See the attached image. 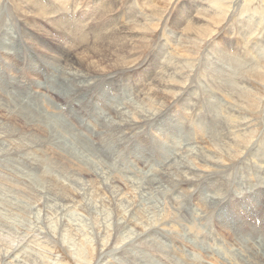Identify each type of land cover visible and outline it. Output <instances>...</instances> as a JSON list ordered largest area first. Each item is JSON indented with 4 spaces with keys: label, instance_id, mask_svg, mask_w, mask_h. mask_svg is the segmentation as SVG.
Wrapping results in <instances>:
<instances>
[{
    "label": "rangeland",
    "instance_id": "374dc122",
    "mask_svg": "<svg viewBox=\"0 0 264 264\" xmlns=\"http://www.w3.org/2000/svg\"><path fill=\"white\" fill-rule=\"evenodd\" d=\"M50 2L0 0V264H264V0Z\"/></svg>",
    "mask_w": 264,
    "mask_h": 264
},
{
    "label": "bare ground",
    "instance_id": "6f19581e",
    "mask_svg": "<svg viewBox=\"0 0 264 264\" xmlns=\"http://www.w3.org/2000/svg\"><path fill=\"white\" fill-rule=\"evenodd\" d=\"M59 1V0H58ZM202 1V0H201ZM51 3V2H50ZM60 3H61V0H60ZM52 4L53 3H51L50 4V6H47V9H49V12H52V10H53V8H52ZM242 4V3H241ZM54 5V7H56L55 9H59L60 11L61 10H64V8L66 7V6H64V4H63V0H62V6L60 7V6H56V4H53ZM105 5V4H104ZM21 6V5H20ZM247 6V5H246ZM104 7V6H103ZM204 9V8H203ZM1 10V9H0ZM14 11V10H13ZM21 11V10H20ZM75 11V10H74ZM10 12V11H9ZM23 13V12H22ZM55 13V12H54ZM59 13V12H58ZM68 13V12H67ZM49 14H51V13H49ZM62 15L64 16L63 18L65 19V18H67L64 14H63V12H62ZM62 15H60L61 16V18H62ZM67 15V14H66ZM54 16H56V14L54 15ZM59 15H58V17L57 18H59L60 17ZM72 17V16H71ZM74 17V16H73ZM60 18V19H61ZM18 19V18H17ZM23 19H24V17H23ZM68 19V18H67ZM21 21H22V19H20ZM66 20V19H65ZM20 21V22H21ZM59 22H60V20H59ZM22 23H23V21H22ZM21 23V24H22ZM94 23H95V21H94ZM24 24V23H23ZM76 23H74V22H71V23H67V24H65L66 26L67 25H71V26H74ZM60 25V24H59ZM61 25L63 26V27H65V25H64V23H61ZM79 26V25H78ZM56 27V26H55ZM70 29V28H69ZM76 29V28H75ZM78 31H80V32H82V29H81V27L79 28V29H77ZM59 31V30H58ZM67 31V28H65V32ZM61 32H63V31H61ZM64 32V33H65ZM69 32V31H68ZM79 34V33H78ZM227 35V34H226ZM137 36V35H136ZM79 38L80 39H83V35L81 34V35H79ZM13 39H15V38H13ZM121 39V38H120ZM122 40V39H121ZM83 41V40H82ZM256 41V40H255ZM122 45V44H121ZM75 46L77 47V46H79L78 45V43L77 44H75ZM128 48V47H127ZM257 49V48H256ZM131 50V49H130ZM1 51H4V50H1ZM0 51V52H1ZM7 52V51H6ZM8 52H14V49H12V48H10V51H8ZM54 52V51H53ZM219 53V52H218ZM62 55H63V53H62ZM104 55V54H103ZM220 56V55H219ZM99 57V56H98ZM227 58V57H226ZM170 61V60H169ZM92 63V62H91ZM176 63V62H175ZM81 65H84V64H82L81 63V61H72L71 60V58H69L68 57V65L67 66H65V67H62L61 65H59V66H61V68H62V71H63V74H64V78H65V80H69V76L70 75H73V77L75 78V79H77V80H79L81 83H83V84H85V83H87L89 80H94L90 75H92V74H90V75H87L86 73L84 74V73H82L81 71H80V69H79V67L81 66ZM204 65V64H203ZM79 66V67H78ZM113 66V65H112ZM89 67V66H88ZM73 68H75L76 69V74H74V73H71V71L73 70ZM182 69V68H181ZM48 70H52V69H50V68H48ZM48 70H47V67H46V73L48 72ZM89 70V69H88ZM195 70V69H194ZM196 74V73H195ZM167 75V74H166ZM90 78V79H86V78ZM221 77V76H220ZM179 78V77H178ZM201 78V77H200ZM210 78V77H209ZM189 79V78H188ZM198 79V78H197ZM96 80H97V78H96ZM220 81V80H219ZM215 82V81H214ZM199 84V83H198ZM191 85V84H190ZM210 86V85H209ZM149 87V86H148ZM204 88V87H203ZM206 88V87H205ZM0 89L2 90V89H4V87H0ZM157 89V88H156ZM191 89V88H190ZM218 89V88H217ZM203 90V89H202ZM15 91H16V89H15ZM182 91V90H181ZM241 91V90H240ZM106 91H104V93H105ZM162 93V92H161ZM13 94V93H12ZM224 94V93H223ZM222 94V95H223ZM5 96L6 97V99L4 98V100H6V101H8L9 103H11V104H13V105H16L19 109L21 108V107H23L22 106V104L19 102V100H18V97L17 96H13L12 98H10L9 99V97L7 96V94L6 93H4V94H1V96ZM198 96H200V95H198ZM137 97H138V95H137ZM223 97V96H222ZM231 97V96H230ZM160 98V97H159ZM155 99V98H154ZM181 99V98H180ZM177 100V99H176ZM26 101V100H25ZM138 101V100H137ZM155 101V100H154ZM23 102V101H22ZM153 102V101H152ZM220 102V101H219ZM8 103V104H9ZM160 103V102H159ZM162 103V102H161ZM160 103V104H161ZM25 104H29V103H25ZM31 104V103H30ZM141 104V103H140ZM221 104V103H220ZM32 105V104H31ZM173 105V104H172ZM114 106V105H113ZM142 106V105H141ZM10 107V106H9ZM31 107V106H30ZM34 107V106H33ZM166 107H168V106H166ZM227 107V106H226ZM126 108V107H125ZM133 108V107H132ZM135 108V107H134ZM163 108V107H162ZM120 108H117V110H119ZM155 109V108H154ZM166 109V108H165ZM212 109V108H211ZM18 110V109H17ZM22 110H25V111H27V113H30V115L28 116V118L30 119V121H33V119L37 116V114L39 113V111H35V110H33V109H31V108H29V107H24ZM149 110V109H148ZM16 111V110H15ZM23 113V112H22ZM119 116H118V119H121V121H123V122H130V119H128V115H127V113H126V110H123V111H121V112H119ZM133 114H135V113H133ZM140 114H141V112H140ZM143 114V113H142ZM145 114V113H144ZM157 114V113H156ZM102 115V114H101ZM101 115H98V118H100L101 117ZM20 116V115H19ZM102 116H104V115H102ZM216 116V115H215ZM23 117V116H22ZM139 117V115H137V118ZM148 117V116H147ZM150 117V116H149ZM148 117V118H149ZM154 118H150L151 120H153V119H157V115H156V118H155V115L153 116ZM131 118V117H130ZM134 118V117H133ZM142 118V117H141ZM146 118V117H145ZM22 119V118H21ZM46 120V118L43 116V117H40V118H38L36 121H37V123L39 124V126L40 127H42L44 130H46V132H47V134L46 133H44V132H42L41 130H40V132L41 133H43L44 134V136H47L48 135V133L50 134V137H54L55 139H56V137H55V135L56 134H62V136L60 137V139H57V141H59L62 145H68V144H72V147L74 146V147H76V149L78 148L77 146H75L73 143H71V142H69L68 141V139L67 138H69L71 135H72V133L70 132V130L68 129V126H66L60 119H58L56 122H54V123H51V122H46L45 121ZM112 120H114L113 118H112ZM111 120V121H112ZM143 120H145L144 118H143ZM49 121V120H48ZM28 122V121H27ZM92 122H93V124H94V126H95V121H94V119L92 118ZM99 120H97V123L99 124ZM132 122V121H131ZM143 122V121H142ZM149 122V121H148ZM19 123V122H18ZM139 123V122H138ZM141 123V122H140ZM108 124V123H107ZM117 124V123H116ZM118 124H119V122H118ZM122 125H123V123H121ZM229 124V123H228ZM121 125V126H122ZM23 126V125H22ZM115 126V125H114ZM118 126V125H117ZM124 126V125H123ZM129 126V125H128ZM120 128V127H119ZM125 128H126V126H125ZM117 129V128H116ZM115 129V130H116ZM124 129V128H123ZM109 131V130H108ZM172 134V133H171ZM35 137V136H34ZM49 137V138H50ZM209 141V140H208ZM211 142V141H210ZM215 145V144H214ZM69 146V145H68ZM165 146V145H164ZM22 147V146H21ZM59 148V147H58ZM212 148V147H211ZM13 149V148H12ZM67 149H68V147H67ZM75 149V148H74ZM80 149V148H79ZM210 149V148H209ZM219 149V148H218ZM204 150V149H203ZM207 150V149H206ZM70 151V150H69ZM200 151V150H199ZM74 152V151H73ZM73 152H70V154H72V155H74V153ZM76 152V155H78L79 153H78V151H75ZM80 152V151H79ZM85 152H88V150L86 149V151ZM90 152V151H89ZM212 152V151H211ZM247 152V151H246ZM67 153H69V152H67ZM164 153V152H163ZM189 153V152H188ZM1 154V153H0ZM82 154V153H81ZM244 154V153H243ZM91 155V154H90ZM263 155V154H262ZM165 156H163V158H164ZM9 158V157H8ZM93 159V158H92ZM177 159V158H176ZM166 160V159H165ZM164 161V160H163ZM161 163V162H160ZM173 163V162H172ZM163 164V163H162ZM151 165H153L152 167H150V168H153L154 167V164H151ZM173 165V164H172ZM192 165V164H191ZM201 166V165H200ZM75 167V166H74ZM77 167V166H76ZM169 167H171V166H169ZM148 169V168H147ZM192 169H194V168H192ZM168 170H170V169H168ZM189 170V169H188ZM187 174V173H186ZM22 175V174H21ZM30 175H32V176H35V175H33V174H30ZM103 175V174H102ZM116 175V174H115ZM176 175V174H175ZM30 177V176H29ZM104 177V176H103ZM187 177V176H186ZM119 179V178H118ZM124 179V178H123ZM139 179V178H138ZM9 180V179H8ZM125 180V179H124ZM32 181V180H31ZM115 181V180H114ZM128 180H125V182H127ZM183 181V180H182ZM120 182V181H119ZM172 182V181H171ZM184 182V181H183ZM122 183V182H121ZM128 183V182H127ZM142 183V182H141ZM140 183V184H141ZM153 185H155L156 183L155 182H153L152 183ZM177 184V183H176ZM128 185V184H127ZM146 185H147V183H146ZM125 187H126V184L124 185ZM143 186V185H142ZM149 186V185H148ZM30 187V186H29ZM124 187V188H125ZM129 187L130 188H133V190L135 189V191H133L131 194L133 195V198H134V200H135V203H133V204H135V205H133V206H135L134 208H140V206L141 205H139L140 204V201L139 200H137L136 198H139V194H137V192L136 191H138L136 188H137V183H135L134 185H129ZM144 187V186H143ZM128 188V187H127ZM126 188V189H127ZM154 188V187H153ZM160 188V187H159ZM129 189V188H128ZM1 190V189H0ZM131 191V190H130ZM140 191H142V189L140 190ZM127 192V191H126ZM93 193V192H92ZM145 194H146V192H145ZM120 194H118V196H119ZM8 196V195H7ZM14 196V195H13ZM126 196V195H125ZM131 196V195H130ZM144 196V195H143ZM149 196V195H148ZM147 196V197H148ZM119 197H121V196H119ZM8 198V197H7ZM15 198V197H14ZM149 198V197H148ZM148 198H147V200H148ZM53 199V198H52ZM150 199V198H149ZM214 199H216V198H214ZM146 200V199H145ZM145 200H144V202H145ZM146 200V201H147ZM151 200V199H150ZM117 201V200H116ZM123 202V201H122ZM147 202H149V201H147ZM146 202V203H147ZM1 203V202H0ZM3 203V202H2ZM124 203L125 204H127L126 206L127 207H129V205H131V202L129 203V202H127V201H124ZM123 203V204H124ZM136 203H139L138 205L136 204ZM19 205V204H18ZM99 205V204H98ZM47 206V205H46ZM149 206V205H148ZM153 206V205H152ZM4 207V206H3ZM150 207H151V204H150ZM153 207H155V206H153ZM152 207V208H153ZM122 208H123V206H122ZM164 208V207H163ZM133 209V208H132ZM142 210V209H141ZM22 211V210H21ZM98 211V210H97ZM123 211V210H122ZM122 211H121V213H122ZM133 211H134V209H133ZM144 211V210H143ZM146 211V210H145ZM5 212V211H4ZM28 212V211H27ZM41 212V211H40ZM109 212V211H108ZM125 212V211H124ZM171 212V211H170ZM110 213V212H109ZM108 213V215H110ZM140 213H142V211L140 212ZM146 213V212H145ZM235 213V212H234ZM28 214V213H27ZM120 214V213H119ZM134 214H135V212H134ZM238 215H239V217L241 218V219H243L244 221H245V223H247V224H244V221H242V223L241 224H243V227H241V230H244V231H251V229H252V227L255 229V231L256 232H259V234H264V228H257L256 226H255V224H254V221H253V216H252V213L251 212H238L237 213ZM105 215V214H104ZM139 215H141V214H139ZM153 215V214H152ZM30 216V215H29ZM35 216V215H34ZM113 216V215H112ZM111 216V217H112ZM116 216V215H115ZM149 216V215H148ZM12 217V216H11ZM102 217V216H101ZM104 217V216H103ZM106 217H110V216H106ZM106 217H104V218H106ZM142 217V216H141ZM225 217H227V215H225L224 214V216H223V219L225 218ZM96 218V217H95ZM113 218V217H112ZM111 218V219H112ZM232 219H234L235 220V218H236V216L235 215H233L232 217H231ZM8 219V218H7ZM87 219H88V217H87ZM117 219V218H116ZM168 219V218H167ZM223 219L222 220H220L219 222H217V223H211V230H210V232H208V231H206V233H207V236L209 237V233H210V236H211V240L213 241V245H218V238H219V236L221 235V234H226V235H228V236H230V234L228 233V232H226V231H224L221 227H220V224H221V222L223 221ZM27 220V219H26ZM38 220V219H37ZM108 220V219H107ZM134 220V219H133ZM98 221V220H97ZM101 221V220H100ZM116 221H118V220H116ZM135 221V220H134ZM142 221V220H141ZM140 221V222H141ZM171 221V220H170ZM233 221V220H232ZM231 220H227V224L229 225V226H231L232 228H235V226H234V223L232 222ZM238 221V220H237ZM253 221V222H252ZM29 222H31V221H29ZM153 222V221H152ZM172 222V221H171ZM236 222V221H235ZM240 222V221H239ZM96 223V222H95ZM106 223L108 224V222H105L104 224L106 225ZM128 223V222H127ZM132 223H134V222H132ZM142 224H143V222H141ZM140 223V224H141ZM101 224V223H100ZM111 224V223H110ZM136 224V223H135ZM239 224V223H238ZM252 224V225H251ZM96 225V224H95ZM138 225V224H137ZM159 225V224H158ZM99 226V225H98ZM115 226H117V224L115 225ZM134 226V225H133ZM91 227V226H90ZM135 227H139V226H135ZM157 227V226H156ZM101 229H102V227H100ZM105 228V227H104ZM243 228V229H242ZM106 229V228H105ZM115 229V228H114ZM144 229V228H143ZM64 230V229H63ZM100 230V229H99ZM104 230V229H103ZM206 230V229H205ZM4 232V231H3ZM90 232V231H89ZM116 232V231H115ZM126 232V231H125ZM142 232H143V230H142ZM242 232V231H241ZM119 233V232H118ZM117 233V234H118ZM145 233H146V231H145ZM13 234V233H12ZM78 234V233H77ZM94 234V233H93ZM120 234V233H119ZM121 235V234H120ZM123 235L124 234H122V238H123ZM126 235V234H125ZM137 235V234H136ZM151 235V234H150ZM152 235H153V233H152ZM94 236V235H93ZM146 236V235H145ZM154 236V235H153ZM85 237H86V235H85ZM120 237V236H119ZM134 237V236H133ZM140 237V236H139ZM196 239H197V241L200 243V245L202 246V247H200V248H204L205 249V246H204V244H203V242L198 238V237H196V235L194 236ZM230 237H232V236H230ZM87 239H88V235H87V237H86ZM96 238V237H95ZM116 238V237H115ZM137 238V237H136ZM154 238V237H153ZM120 239V238H119ZM145 239V238H144ZM207 239H209V241H210V237L209 238H207ZM142 240V239H141ZM133 241V240H132ZM135 241V240H134ZM140 241V240H139ZM156 241V240H155ZM196 241V242H197ZM4 242V241H3ZM143 242V241H142ZM157 242V241H156ZM84 243V242H83ZM140 243H141V241H140ZM87 244V243H86ZM139 244V243H138ZM156 244V243H155ZM186 244H188V245H190V242L188 243H186ZM151 245V244H150ZM154 245V244H153ZM192 245V244H191ZM9 246V245H8ZM148 246V245H147ZM135 247V246H134ZM158 247H159V245H158ZM158 247H157V249H158ZM148 248V247H147ZM193 249H197V248H193ZM164 250V249H163ZM87 251V250H86ZM203 251V250H202ZM153 253V252H152ZM150 254V253H149ZM156 254V253H155ZM143 255V254H142ZM147 255V254H146ZM153 255H154V253H153ZM13 256V255H12ZM20 256V255H19ZM41 256V255H40ZM17 257V256H16ZM166 258H168V257H166ZM143 259V258H142ZM150 259V258H149ZM171 259V258H170ZM109 261V260H108ZM171 261V260H170ZM176 261V260H175ZM134 262V261H133ZM153 262V261H152ZM163 262H165V261H163ZM170 263V262H169ZM173 264H174V262H173Z\"/></svg>",
    "mask_w": 264,
    "mask_h": 264
}]
</instances>
